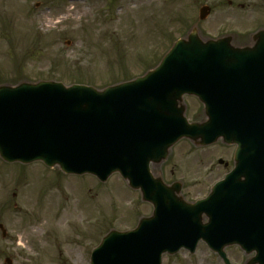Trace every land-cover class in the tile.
I'll return each instance as SVG.
<instances>
[{"label": "water", "instance_id": "95a60500", "mask_svg": "<svg viewBox=\"0 0 264 264\" xmlns=\"http://www.w3.org/2000/svg\"><path fill=\"white\" fill-rule=\"evenodd\" d=\"M209 13L203 7L200 18ZM232 41H204L194 27L158 68L103 91L55 82L0 86L4 161H42L102 182L119 172L152 204V216L135 230L110 232L93 251L92 264H162L165 253H194L200 241L225 264H232L225 253L232 245L255 253L247 264H264V31L243 47ZM210 66L218 68L212 76ZM217 79L224 91L210 98L206 88ZM185 94L205 104V120L188 122ZM181 139L238 145L236 171L195 203L183 198L181 183L169 186L151 170Z\"/></svg>", "mask_w": 264, "mask_h": 264}, {"label": "rangeland", "instance_id": "374dc122", "mask_svg": "<svg viewBox=\"0 0 264 264\" xmlns=\"http://www.w3.org/2000/svg\"><path fill=\"white\" fill-rule=\"evenodd\" d=\"M204 6L210 13L200 19ZM195 26L204 41L232 36L247 44L264 30V0H0V85L55 81L102 90L155 68ZM184 101L190 122L204 119L197 98ZM221 145L182 139L152 171L167 184L181 181L187 201L203 199L224 178L218 160L230 161L233 147ZM152 212L118 174L101 182L0 158V264H91L109 231L133 230ZM225 252L233 264L254 255L237 246ZM162 264L224 262L201 242L194 254H165Z\"/></svg>", "mask_w": 264, "mask_h": 264}, {"label": "flooded vegetation", "instance_id": "af4514ba", "mask_svg": "<svg viewBox=\"0 0 264 264\" xmlns=\"http://www.w3.org/2000/svg\"><path fill=\"white\" fill-rule=\"evenodd\" d=\"M195 98V97H194ZM219 144H222L221 146L226 147V148H230L231 151V147H233V150L230 152L231 157H230V161H226L224 162L222 159H219V166H223L222 170L224 171V176L228 175L229 173H231V171L234 168V154H235V150H236V146H232V145H227L225 144L223 141H219ZM211 147H209L210 149Z\"/></svg>", "mask_w": 264, "mask_h": 264}, {"label": "bare ground", "instance_id": "6f19581e", "mask_svg": "<svg viewBox=\"0 0 264 264\" xmlns=\"http://www.w3.org/2000/svg\"><path fill=\"white\" fill-rule=\"evenodd\" d=\"M211 150V149H210ZM209 150V151H210ZM206 152V151H205ZM208 152V151H207ZM210 153V152H209ZM73 218H76V216L74 214H71ZM62 220H64V218H62ZM61 223V222H60Z\"/></svg>", "mask_w": 264, "mask_h": 264}]
</instances>
